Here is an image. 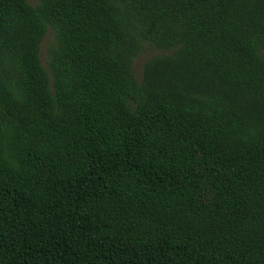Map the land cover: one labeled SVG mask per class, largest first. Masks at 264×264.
Segmentation results:
<instances>
[{
  "label": "trees",
  "instance_id": "trees-1",
  "mask_svg": "<svg viewBox=\"0 0 264 264\" xmlns=\"http://www.w3.org/2000/svg\"><path fill=\"white\" fill-rule=\"evenodd\" d=\"M34 2L0 0V264H264V0Z\"/></svg>",
  "mask_w": 264,
  "mask_h": 264
},
{
  "label": "rangeland",
  "instance_id": "rangeland-1",
  "mask_svg": "<svg viewBox=\"0 0 264 264\" xmlns=\"http://www.w3.org/2000/svg\"><path fill=\"white\" fill-rule=\"evenodd\" d=\"M28 3H30L31 5H34V0H27ZM53 44V37H52V32L51 30H48L46 35L43 38V41L41 43V47H40V57H41V61H42V65L45 68V64H44V60H45V52L46 49ZM164 53L155 50L147 45L144 46L141 54L135 58L133 65H132V69L135 75V78L139 81L142 75V69H143V65L145 63V61H147L149 58H152L154 56H159L162 55ZM262 57H264L263 55H261Z\"/></svg>",
  "mask_w": 264,
  "mask_h": 264
}]
</instances>
